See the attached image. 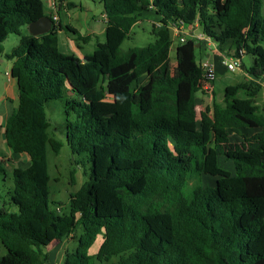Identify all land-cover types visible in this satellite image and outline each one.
<instances>
[{"label": "trees", "instance_id": "trees-1", "mask_svg": "<svg viewBox=\"0 0 264 264\" xmlns=\"http://www.w3.org/2000/svg\"><path fill=\"white\" fill-rule=\"evenodd\" d=\"M93 1L107 19L105 42L80 60L59 51V26L22 33L44 17L41 0H0V54L9 35L19 36L4 54L18 100L3 136L30 162L11 171L8 198L17 211L0 209V264H51L48 247L77 227V246L62 264H264V108L255 105L264 84L262 0ZM144 12L160 23L154 43L121 55ZM181 26L200 30L221 61L239 51L253 57L248 79L226 86L221 102L196 61L201 41L179 42L171 68V28ZM206 88L212 102L197 113ZM52 100L64 102L72 164L90 165L64 213L49 201L46 148L58 153L63 145L47 135Z\"/></svg>", "mask_w": 264, "mask_h": 264}, {"label": "rangeland", "instance_id": "rangeland-1", "mask_svg": "<svg viewBox=\"0 0 264 264\" xmlns=\"http://www.w3.org/2000/svg\"><path fill=\"white\" fill-rule=\"evenodd\" d=\"M43 2L44 8L47 7V0H41ZM93 10L91 11H84L83 16L86 18H91L92 16L96 20L100 14L101 8L97 5L92 6ZM262 16H264V0H262ZM60 17L62 21H64L65 14L61 13ZM97 18V19H96ZM152 16L147 13H143L141 15V20L137 22L131 28L127 38L123 41L120 47V54L126 53L129 49L132 48H143L152 43H154L156 37L152 34V27L159 28L160 23L158 20H155ZM95 23L91 20L89 23ZM153 22V23H151ZM91 23V24H92ZM84 23L77 22L76 25L81 27ZM96 24V23H95ZM81 25V26H80ZM85 25V24H84ZM175 29V31H174ZM178 28L172 27L171 28V38H172V46L169 52V61L171 68L175 67L176 60H175V49L176 46L179 44L180 34ZM200 30H197L199 32ZM23 34L27 33V28L22 29ZM203 41V40H199ZM19 42V36L17 35H9L7 39L2 43L3 53L9 54ZM93 44L82 43V42H75V44H79L80 47L83 48L82 50H74V53H86L91 54L97 43L92 41ZM96 43V44H95ZM211 47H205L202 49H197L195 52L196 61L200 64L204 59H206V55L211 56L212 52L210 51ZM64 50L60 51L63 54H68L63 52ZM73 55L74 54H69ZM0 59L3 60V64H6L7 60L0 54ZM240 65L239 68L236 69L234 72H229L226 70L225 66L222 64V61L219 55L216 53L212 57V62L215 65V78L212 80L213 86L211 90H213L216 94V100L221 102L223 90L228 85H234L237 83L242 82L243 80L248 79V75L246 70L253 64V57L251 55H239ZM4 65L0 63V85H2L3 80L5 79L3 76ZM203 91L197 93V113L202 110L203 106L210 105L212 102V93L211 91L206 89H202ZM2 92L0 90V96ZM201 100V102H200ZM255 105L259 106L260 108H264V84H262V88L257 94L255 98ZM45 112L46 117L49 122V127L47 129V135L49 138L60 141L63 143L61 149L58 153H54L50 146L47 145L46 148V158H47V165H48V173H49V183H48V191H49V201L50 206L55 207L59 206L60 212L64 213L68 211L69 208V197L71 194L76 193L81 186L88 180L90 170V165L85 162V159L81 160V164L73 165L71 162V155L69 152L68 147L65 143V130H66V121H65V110H64V102L61 100H52L45 104ZM248 132L247 134H250ZM241 134V133H240ZM230 135L232 138H237V132L231 131ZM82 157H79L81 159ZM219 166L227 171H230L231 175L234 174L233 164L231 161L225 162L223 158L219 160ZM3 168V172L0 173V209H5L8 212H16L17 209L14 205L10 204L8 198V192L12 190V179H11V168L4 167V165H0ZM231 167V168H230ZM19 169L24 170L26 167L24 165H19ZM74 170L75 174L73 179L70 177V171ZM82 233L80 227L74 229L70 235L63 240L62 243L58 245H54L55 249L59 251L58 258L56 261L51 262V264H62L65 254L68 252L73 251L77 246V239L79 235ZM101 244V237H97L93 246L89 249V254L93 255L98 251V248ZM54 249V250H55ZM6 255V250L0 244V259ZM54 259V258H52Z\"/></svg>", "mask_w": 264, "mask_h": 264}, {"label": "crops", "instance_id": "crops-1", "mask_svg": "<svg viewBox=\"0 0 264 264\" xmlns=\"http://www.w3.org/2000/svg\"><path fill=\"white\" fill-rule=\"evenodd\" d=\"M47 7L44 8V17L52 19L53 15H56L58 18V23L56 26H59V30L57 31V38H58V49L59 51L64 50L63 52H66L68 54H74L75 57H77L80 60H83V58L89 54L86 53H74V50H82L84 47H80L79 44H75V42H82L84 41L78 40L76 36L73 34H70L66 32L63 28L68 26L78 32V34L81 37H88L89 39L86 40V43H91L92 41L96 42L97 44H101L105 42V30H106V22L104 20V11L102 8V5L98 2H95L93 0H47ZM101 8V12L98 16V19L95 22L94 17L86 18V16H83L84 11H91L93 10L92 6L97 5ZM92 9V10H91ZM65 14V19L62 21L60 14ZM150 15L154 18L151 19L153 22L157 20L155 16L152 14V12H144ZM143 14V13H142ZM141 14V15H142ZM141 15L139 16L138 20H141ZM91 20H93L95 23H89ZM138 21V22H139ZM77 22L84 23L81 27L76 25ZM151 22V23H153ZM53 26V23H52ZM179 30L183 31L187 36L190 37H196L198 34H200V31L197 32V30H193L192 32H189V30L186 27L181 26L178 28ZM23 33V32H22ZM28 33V29H27ZM29 34V33H28ZM95 43V44H96ZM94 45V44H93ZM198 47L205 48V47H211V56L206 55L205 61L212 62V57L217 53L215 45L212 42H208L203 40L202 44H197ZM3 53L1 54L2 57H4ZM218 54V53H217ZM223 56H221L222 58ZM5 59V58H4ZM0 63L4 65V71L3 76L4 80L2 82V85H0V90L2 92L0 96V164L4 165V167H10L11 171L13 168H18L19 165H24L26 168L30 165V162L28 158L25 155H15L13 154L6 146L5 140H4V126L5 122L8 118V116L16 109L17 107V100H18V92L16 88V83L14 79L10 76V68H11V62L7 61L6 64H3V60L0 59ZM214 69L215 65L213 64ZM241 132L237 131L238 137L241 135ZM58 244H52L48 247L49 256H50V262L56 261L57 256L59 254V251L56 250L54 247ZM55 249V250H54ZM57 257V258H56ZM54 258V259H52Z\"/></svg>", "mask_w": 264, "mask_h": 264}, {"label": "built area", "instance_id": "built-area-1", "mask_svg": "<svg viewBox=\"0 0 264 264\" xmlns=\"http://www.w3.org/2000/svg\"><path fill=\"white\" fill-rule=\"evenodd\" d=\"M104 20H105V22L107 21L106 16H104ZM51 23H53L54 26L57 25L58 18L56 15L52 16ZM52 27L53 26H51V28ZM174 31H175V29H174ZM177 32L180 34V38H179L180 41L179 42H184L186 39V34L179 29H178V31H176V33ZM195 38L197 40H205V41L211 42L207 37L203 36L202 34H198ZM240 54L242 55L243 51H239V55ZM222 64L225 66L227 71L234 72L236 69L239 68L240 60L237 57H230V56L224 57L223 56L222 57ZM200 67H201L202 72H203V77L206 80L212 81L215 78V69H214V66L211 62L203 60L200 63Z\"/></svg>", "mask_w": 264, "mask_h": 264}, {"label": "water", "instance_id": "water-1", "mask_svg": "<svg viewBox=\"0 0 264 264\" xmlns=\"http://www.w3.org/2000/svg\"><path fill=\"white\" fill-rule=\"evenodd\" d=\"M51 26H52L51 20L47 17H43L35 22L30 23L27 26V29H28V33L31 36L37 37L43 34H47L51 30ZM186 38L187 40L191 39L190 36H187Z\"/></svg>", "mask_w": 264, "mask_h": 264}]
</instances>
